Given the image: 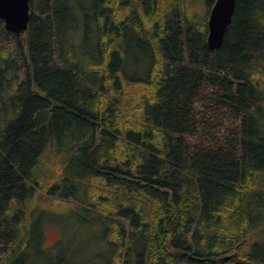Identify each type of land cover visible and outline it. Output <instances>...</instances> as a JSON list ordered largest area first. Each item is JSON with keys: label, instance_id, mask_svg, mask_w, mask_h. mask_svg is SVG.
<instances>
[{"label": "trees", "instance_id": "16d2710c", "mask_svg": "<svg viewBox=\"0 0 264 264\" xmlns=\"http://www.w3.org/2000/svg\"><path fill=\"white\" fill-rule=\"evenodd\" d=\"M215 1L31 0L26 31L0 19V264L38 191L101 231L75 229L57 264H264V0H236L211 49ZM36 240L18 263L50 262Z\"/></svg>", "mask_w": 264, "mask_h": 264}, {"label": "rangeland", "instance_id": "374dc122", "mask_svg": "<svg viewBox=\"0 0 264 264\" xmlns=\"http://www.w3.org/2000/svg\"><path fill=\"white\" fill-rule=\"evenodd\" d=\"M79 15L80 13H78ZM77 24L78 27L82 25L80 17ZM75 42V45L71 47V53L75 58L82 61V59H85L81 47L83 43L82 36L77 37ZM75 207L76 204L70 200H60L49 197L42 192H36L33 199L25 207L27 214L21 228V240L20 242L16 241V247L18 243L19 247L15 253L13 264H23L17 262L23 254L26 256L31 253L37 254L34 251H39V249L36 250L32 244L35 237L38 246L46 250L43 252L44 256L51 258L50 262L46 263L57 264L63 255L68 256L69 254L72 258H75V251L80 248L74 239L75 229L79 230L78 233H92L100 236L101 231L98 225L83 222L74 213L70 212Z\"/></svg>", "mask_w": 264, "mask_h": 264}, {"label": "water", "instance_id": "95a60500", "mask_svg": "<svg viewBox=\"0 0 264 264\" xmlns=\"http://www.w3.org/2000/svg\"><path fill=\"white\" fill-rule=\"evenodd\" d=\"M31 0H0V19L5 28L12 32H24L29 27L31 18ZM236 0H216L209 16L208 45L211 49L219 48L232 21ZM231 256L226 257V260Z\"/></svg>", "mask_w": 264, "mask_h": 264}]
</instances>
